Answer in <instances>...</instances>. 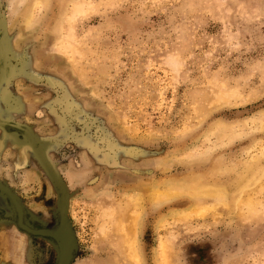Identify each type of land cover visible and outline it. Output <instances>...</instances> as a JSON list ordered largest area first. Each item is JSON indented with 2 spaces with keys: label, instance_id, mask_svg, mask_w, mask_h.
Returning <instances> with one entry per match:
<instances>
[{
  "label": "rangeland",
  "instance_id": "1",
  "mask_svg": "<svg viewBox=\"0 0 264 264\" xmlns=\"http://www.w3.org/2000/svg\"><path fill=\"white\" fill-rule=\"evenodd\" d=\"M36 1L0 0L24 224L62 205L69 264H264V0ZM55 262L0 191V264Z\"/></svg>",
  "mask_w": 264,
  "mask_h": 264
},
{
  "label": "water",
  "instance_id": "2",
  "mask_svg": "<svg viewBox=\"0 0 264 264\" xmlns=\"http://www.w3.org/2000/svg\"><path fill=\"white\" fill-rule=\"evenodd\" d=\"M0 191H2L7 196L10 203L12 204V206H14V208L17 207L18 210L20 211V215L16 211V223H17V225L22 230L26 231L27 233H30L32 235L43 236V237L50 239L52 241V243L54 244V246L56 247V262H55V264H58L60 256H63L65 258L63 264H69L72 257H73V253H74V250L76 248V244H75V240H74L71 228L68 224V221L66 220V218L64 216L63 206L60 205L58 208V223H57L56 227L48 228V229L47 228H42V229L31 228V227H28L27 225L24 224L23 216H22V209H21L20 205L17 203L13 194L6 187H4L2 185H0ZM61 224H65L69 228L68 229L66 227L68 229L69 233L71 234L70 235L71 246H70V248H67V250H65L63 253H62V249L60 247L59 237L56 234V232L59 230V227L61 226Z\"/></svg>",
  "mask_w": 264,
  "mask_h": 264
},
{
  "label": "bare ground",
  "instance_id": "3",
  "mask_svg": "<svg viewBox=\"0 0 264 264\" xmlns=\"http://www.w3.org/2000/svg\"><path fill=\"white\" fill-rule=\"evenodd\" d=\"M42 3V1H39V0H37L36 1V3L38 4V3ZM39 6L38 5H36L35 6V8L37 9ZM233 100V99H232ZM13 209H14V211H15V214H16V211L18 212V214L20 215V211L18 210V208L16 207V208H14V206H13ZM67 226L65 225V224H61V226L59 227V230L56 232V234L58 235V237H59V240H60V247H61V249H62V253L65 251V250H67V248L68 247H66L65 246V241L66 240H68L69 239V241H70V243H69V248H70V246H71V238H70V233H68L69 235H61L60 234V232L61 231H68V229L66 228ZM62 236H63V239H62ZM72 237V236H71ZM64 239H65V241H64ZM164 250H166V249H164V248H162L161 249V256H159V257H161V259L164 261L165 259H166V255H165V251ZM167 251V250H166ZM160 252V251H159ZM64 257L63 256H60V258H59V262H58V264H63V262H64ZM160 259V260H161Z\"/></svg>",
  "mask_w": 264,
  "mask_h": 264
}]
</instances>
